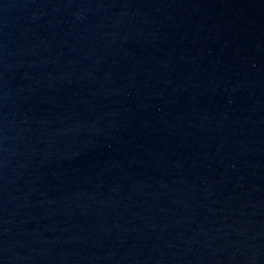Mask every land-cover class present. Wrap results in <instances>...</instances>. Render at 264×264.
Instances as JSON below:
<instances>
[{"label":"water","instance_id":"95a60500","mask_svg":"<svg viewBox=\"0 0 264 264\" xmlns=\"http://www.w3.org/2000/svg\"><path fill=\"white\" fill-rule=\"evenodd\" d=\"M0 264H264V0H0Z\"/></svg>","mask_w":264,"mask_h":264}]
</instances>
